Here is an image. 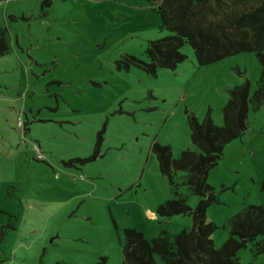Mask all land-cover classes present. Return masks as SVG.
<instances>
[{
    "label": "rangeland",
    "instance_id": "1",
    "mask_svg": "<svg viewBox=\"0 0 264 264\" xmlns=\"http://www.w3.org/2000/svg\"><path fill=\"white\" fill-rule=\"evenodd\" d=\"M158 3L0 1V264H122L126 230L149 244L191 232L189 215L157 212L177 196L195 209L199 198L182 174L171 189L152 147L174 160L194 150L189 118L209 113L221 127L229 91L248 83L250 100L261 67L252 52L199 66L186 44L175 69L127 70L123 58L149 64L148 42L172 35L160 30ZM251 105L246 131L208 172L215 249L233 216L264 205V100ZM238 259L264 264V253L247 243Z\"/></svg>",
    "mask_w": 264,
    "mask_h": 264
},
{
    "label": "trees",
    "instance_id": "2",
    "mask_svg": "<svg viewBox=\"0 0 264 264\" xmlns=\"http://www.w3.org/2000/svg\"><path fill=\"white\" fill-rule=\"evenodd\" d=\"M157 13L161 20L160 30L172 35L148 42L149 64L136 57L123 58L127 70L131 66H142L154 75L157 68L175 69L186 59L182 48L187 44L199 66L252 52L260 64L261 74L250 100L248 83L229 91L228 102L222 110L221 127L213 123L209 113L201 123L196 118H189L194 150H185L179 160H174L170 148L152 147L159 171L171 189H177L176 179L182 174V185L199 198V203L191 209L186 198L177 196L158 208L162 217L184 214L192 219L191 232L173 236V242L163 232L149 244L141 233L126 230L122 264H158L155 255L162 264H240L238 254L247 243H251L255 255L264 253V205L247 207L233 216L231 237L215 249L211 236L216 227L206 221V211L215 201L207 176L220 160L224 147L246 131L249 103L258 109L264 100V0H159ZM7 51L2 33L0 56ZM105 260L101 259L97 264H105Z\"/></svg>",
    "mask_w": 264,
    "mask_h": 264
},
{
    "label": "built area",
    "instance_id": "3",
    "mask_svg": "<svg viewBox=\"0 0 264 264\" xmlns=\"http://www.w3.org/2000/svg\"><path fill=\"white\" fill-rule=\"evenodd\" d=\"M38 157H40V155H38Z\"/></svg>",
    "mask_w": 264,
    "mask_h": 264
}]
</instances>
